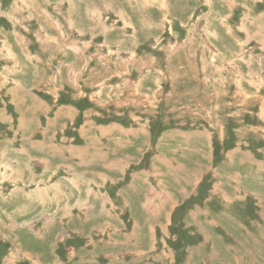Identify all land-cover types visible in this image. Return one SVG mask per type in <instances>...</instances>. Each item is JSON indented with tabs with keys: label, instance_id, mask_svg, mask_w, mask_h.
<instances>
[{
	"label": "rangeland",
	"instance_id": "374dc122",
	"mask_svg": "<svg viewBox=\"0 0 264 264\" xmlns=\"http://www.w3.org/2000/svg\"><path fill=\"white\" fill-rule=\"evenodd\" d=\"M0 264H264V0H0Z\"/></svg>",
	"mask_w": 264,
	"mask_h": 264
}]
</instances>
